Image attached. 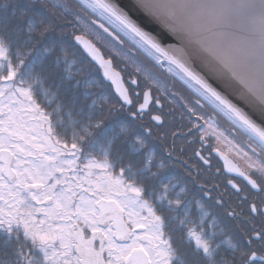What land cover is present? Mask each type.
<instances>
[{
    "label": "snow or ice",
    "instance_id": "obj_1",
    "mask_svg": "<svg viewBox=\"0 0 264 264\" xmlns=\"http://www.w3.org/2000/svg\"><path fill=\"white\" fill-rule=\"evenodd\" d=\"M31 2L47 11L45 18L20 12L22 19L27 18L24 43L71 27L75 46L101 70L108 95L101 93L90 104L73 99L69 107L45 86L44 77L32 65L25 68L31 50L14 48L0 31V235L4 245L12 246L16 264H175L177 232L206 264H225V258H230L229 264H264V130L250 123L194 65L180 59L187 57L184 47L170 45V53L137 28L133 31L143 43L118 29L135 49L195 94L190 106L183 105L194 118L185 125L190 126L189 132L176 131L169 119L172 106L166 112L161 103L175 99L172 90L147 72L143 76L148 84L143 87L139 79H126L125 69L117 70L113 60L106 59L86 38L85 34L94 37L114 56L130 61L136 74L142 73L136 61L121 51L125 40L106 26L105 22L117 27L106 14L115 16L113 9L128 16L117 4L105 0H76L74 5ZM224 5L232 6V0H224ZM241 6L264 15V0H241ZM77 29L85 34H77ZM51 42L59 43L54 37ZM135 49L128 51L135 53ZM64 60L71 77L75 61L67 60L66 53ZM88 96L84 94L85 99ZM108 97H115L116 103H109ZM52 103L57 106L49 112L46 105ZM205 107L212 111H203ZM105 108L107 115L116 110L128 113L113 128L138 127L140 134L126 147L117 140L127 134V127H120L118 133L104 129L95 135L106 118L97 113ZM214 115L226 118L251 141V156L243 170L226 164L212 173L211 157L205 155L212 149L205 139L219 136ZM109 133H113L111 138ZM154 133H162L157 138L164 141L172 137L167 156L158 144L143 152ZM189 135L196 137L190 143L201 147L183 161L185 169L205 177L193 189L187 181L177 182L172 168L159 176L153 171L163 169L176 151L183 154L185 150L175 146V139ZM230 221H239V233L232 231ZM225 229L231 239L214 243ZM240 250L244 254L237 255Z\"/></svg>",
    "mask_w": 264,
    "mask_h": 264
},
{
    "label": "water",
    "instance_id": "obj_2",
    "mask_svg": "<svg viewBox=\"0 0 264 264\" xmlns=\"http://www.w3.org/2000/svg\"><path fill=\"white\" fill-rule=\"evenodd\" d=\"M105 2L117 4L170 53V45L184 47L187 57L180 59L264 130V119L256 115L264 116V15L258 9L241 6V0L232 6L224 0H141L142 7L136 0ZM113 11L115 16L106 13L109 19L143 43L128 16Z\"/></svg>",
    "mask_w": 264,
    "mask_h": 264
},
{
    "label": "trees",
    "instance_id": "obj_3",
    "mask_svg": "<svg viewBox=\"0 0 264 264\" xmlns=\"http://www.w3.org/2000/svg\"><path fill=\"white\" fill-rule=\"evenodd\" d=\"M57 4H63L61 2H54ZM23 11L28 14V16H41L44 17L46 9H43L38 3L33 4L31 0H0V31H2L5 36H7L12 42L13 47L20 46L24 50L30 49V54L25 57V68L29 65L33 66L35 72L40 73L44 77L45 86L50 88L53 92L61 97L68 106H71L73 99H76L81 104H90L93 99H96L103 93L105 96L108 95V91L104 89L103 78L101 73L96 65L90 63L89 58L83 53V51L75 46L73 39L71 27H68L67 30L56 29L54 32L46 33L43 37L34 36L33 42L24 43L27 39V34L25 32L27 18L22 19L20 12ZM77 34H83L80 30L77 29ZM53 37L59 41L58 44L53 45ZM90 38V37H89ZM97 44V43H96ZM98 45V44H97ZM63 49V51H62ZM50 50V51H49ZM105 57L111 58L116 65L120 58L113 55L112 52L104 50ZM65 53L67 54V60L75 61L72 65L73 75L69 77L67 72V65L64 60ZM57 60L59 63L57 64ZM36 62L33 64V62ZM22 77L25 75L24 72L21 73ZM139 79L141 83V76L136 75V78ZM90 81H94L92 87H88L87 84ZM107 83V82H104ZM143 87V84L141 83ZM88 93L89 96L87 99L84 98V94ZM109 103L115 104V97H108ZM59 103V101H57ZM57 106L56 103L47 104L46 110L52 112L53 109ZM120 110H116L111 115H107V109L105 108L102 111L97 113V116H106L104 120V126L102 129H97L95 135L103 134L104 129H113V133H118L120 126L127 127L128 132L126 135H121L117 144L123 147H126L127 143L134 140L137 135H139L138 127H134L131 124L119 125L113 128L116 124V121L119 120L118 113ZM122 122L124 118L128 115L126 111H122ZM63 115V114H62ZM170 119V118H169ZM172 124L176 126L175 130H183V124L181 120L174 119L171 120ZM175 122V123H174ZM113 133H109V138H111ZM184 135L185 132L183 130ZM162 135V133H154L152 140H146V144L151 142L152 144L162 145V153L164 156H167L168 152L172 150L170 145H172V137L169 136L166 141L157 138ZM190 135L187 136V139H184L183 136L177 137L175 139V146L179 149H191ZM152 148L150 145L148 148H144L143 152L146 153ZM197 149V148H196ZM182 153L176 151L172 159L168 160L165 165H179L183 163ZM135 159V157L133 158ZM154 171V170H153ZM156 173H163L160 171H154ZM236 232V231H235ZM183 235L180 232H177L174 236L176 241V247L180 255L185 260L186 264H206L205 260L196 252H194L187 244L183 243ZM4 237L0 235V264H4L5 261L8 264H16L14 256L12 254V246L4 245ZM219 237L216 238L214 243H219ZM223 249L221 250L223 254ZM240 254V251L237 255ZM228 258H225V264L227 263Z\"/></svg>",
    "mask_w": 264,
    "mask_h": 264
},
{
    "label": "flooded vegetation",
    "instance_id": "obj_4",
    "mask_svg": "<svg viewBox=\"0 0 264 264\" xmlns=\"http://www.w3.org/2000/svg\"><path fill=\"white\" fill-rule=\"evenodd\" d=\"M146 57V58H145ZM136 60V64L141 66V68H143L144 71H147L148 74L155 76L161 83V86L169 88L172 90V92L174 93L175 99H173L172 97H169L168 100H162L161 103L165 105V111L168 112L170 109L168 107V105H171V110H172V116H170V120H174V119H179L181 120V123L183 124V130L185 132V134L187 135V133L190 130V126H185L188 124V121L190 119H194L192 117L189 116V114L185 111V108L183 107V105H189L190 106V102L193 101L195 98L192 97V92L189 90H186V86H184L182 84V82L178 81V80H174L169 74L166 73V71H164L163 69H155L154 68V62H152L147 56L144 57H139L138 55H136L134 57ZM118 65V70H120L121 68H124L125 71L122 73V75L126 78V79H134L136 78V73L134 70V67L132 65V63H125L122 60L120 62H117ZM142 78L141 83L143 84V86L148 84V81L144 79L143 73L139 74ZM186 87V88H185ZM159 94V93H157ZM203 111L205 112H211L212 110L208 107H205L203 109ZM122 111H119L118 113V117L119 120L122 121ZM128 115V113H126ZM213 119L218 121V129H220L222 131V133L226 136L225 138L229 141V142H233L234 144H239L242 145V147H244L245 149L243 150V152H245V154H243V159H248L251 156V150L249 145L251 144V141H249L248 137L246 136V134H244L243 132H241L238 128H235L233 125L230 124V122H228L226 120V118H223L222 116H213ZM175 123V122H174ZM200 123H203V121H200ZM122 127V126H120ZM201 131L203 132L204 129H201ZM191 136V135H190ZM195 136H191L190 139L195 140ZM150 145H153L151 142H148V144L145 145L146 148H148ZM205 145L210 146L212 151L211 152H205V155H208L211 157V165H212V173L215 174L217 171L221 170L224 168V166L226 165L225 161L216 154V151L224 154L226 157H228L229 159H231L238 167H240L242 170L245 166H243L242 162L237 159L235 157V155L230 152L229 150L220 147L218 141L216 140V138L214 137H206L205 139ZM201 146L198 143H191V149H185V151L183 152V156L181 161H187L189 160L190 157H192V151L193 149H199ZM259 151V149H257ZM247 161V160H246ZM174 169L175 174L178 176L176 177V181L179 182V180H183V181H187V187L189 189H193V188H198L199 184L203 182V180L205 179V177L202 175L200 177H197L196 173L193 172L191 174H189V172L185 169L184 163H181L179 165H165V167L163 169H157L154 168V171H160L163 173H157V175H163L167 172H169L170 169ZM196 181L195 184H193L192 182ZM207 187H211V185H207ZM214 195V193H213ZM199 198V197H197ZM231 225H232V231L236 233H239L240 229L242 228V225L239 223V221H230ZM220 241H228L229 239H231V237L228 235V230L225 229L224 230V234L222 236H219ZM183 240V238H182ZM184 243V242H183ZM232 243L235 244V240H232ZM185 244V243H184ZM243 250H240V254L242 255ZM264 254V253H262ZM176 261L175 264H186L185 260L183 259V257L180 255V253L177 250L176 247ZM230 258H228V261L226 264H229Z\"/></svg>",
    "mask_w": 264,
    "mask_h": 264
},
{
    "label": "rangeland",
    "instance_id": "obj_5",
    "mask_svg": "<svg viewBox=\"0 0 264 264\" xmlns=\"http://www.w3.org/2000/svg\"><path fill=\"white\" fill-rule=\"evenodd\" d=\"M53 1V0H52ZM56 2H61V3H63V4H69V5H74L75 3H76V0H55ZM54 1V2H55ZM92 19H96V17L95 16H92ZM106 23V26H108V27H110V30L111 31H113V32H115L117 35H119L120 36V38L121 39H124L125 40V43H124V47L121 49V51L122 52H124L125 54H127L128 56H130L131 58H132V60H136L134 57L136 56V55H138L139 57H144V56H146L145 54H143V53H141L140 51H139V49H135V45H132L128 40H127V38L125 37V36H123V34L120 32V31H118V29H123V28H121L119 25H117L116 23H114L117 27H115V28H113L111 25H108L107 24V22H105ZM123 31L124 32H127L126 30H124L123 29ZM128 33V32H127ZM83 34H85V33H83ZM129 34V33H128ZM87 37H90V39L91 40H93L95 43H97L102 49H104V50H107V51H109L102 43H100V42H98L94 37H92V36H90V35H87V34H85ZM129 35H131V34H129ZM132 36V35H131ZM134 37V36H133ZM135 38V40H137L136 39V37H134ZM139 41V40H138ZM142 43V42H141ZM117 47L119 48L120 46L119 45H117ZM128 48L129 49H135V53H133V52H131V51H128ZM146 58V57H145ZM122 60V59H121ZM123 62H125V63H131L130 61L129 62H126V61H124V60H122ZM136 66H139V65H137L136 64ZM139 67H141V66H139ZM154 68L155 69H157V70H159V69H161L159 66H156L155 64H154ZM142 69V73L143 72H147V71H144L143 70V68H141ZM148 73V72H147ZM150 75V74H149ZM150 77L152 78V79H155L160 85H161V83H160V81L155 77V76H153V75H150ZM186 88V87H185ZM186 90L187 91H189L187 88H186ZM192 97H194L195 99H196V97H195V94L193 93L192 94ZM218 132H219V136H218V138H216V140L218 141V143H219V145H220V147H223V148H225V149H227V150H229L230 152H232L234 155H235V157L237 158V159H239L241 162H242V164H243V166H246L247 165V163H248V159H243V154H245V152H243V150L245 149L244 147H242V145H239V144H234L232 141L231 142H229L225 137V135L222 133V131L220 130V129H218ZM215 138V137H214ZM252 146H255V145H252ZM247 160V161H246Z\"/></svg>",
    "mask_w": 264,
    "mask_h": 264
},
{
    "label": "clouds",
    "instance_id": "obj_6",
    "mask_svg": "<svg viewBox=\"0 0 264 264\" xmlns=\"http://www.w3.org/2000/svg\"><path fill=\"white\" fill-rule=\"evenodd\" d=\"M136 2L139 4L140 2H141V0H136ZM128 18H129V20H131L132 21V23L133 24H135L136 25V27L138 28V29H140V31L141 32H144V33H146L147 35H148V37H150L152 40H155L156 41V38H155V36L151 33V32H149V31H147V30H145L143 27H141L132 17H129L128 16ZM141 53H143V52H141ZM144 54V53H143Z\"/></svg>",
    "mask_w": 264,
    "mask_h": 264
}]
</instances>
